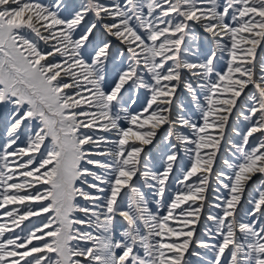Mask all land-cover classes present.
<instances>
[{"label": "snow or ice", "instance_id": "obj_1", "mask_svg": "<svg viewBox=\"0 0 264 264\" xmlns=\"http://www.w3.org/2000/svg\"><path fill=\"white\" fill-rule=\"evenodd\" d=\"M0 264H264V0H0Z\"/></svg>", "mask_w": 264, "mask_h": 264}]
</instances>
